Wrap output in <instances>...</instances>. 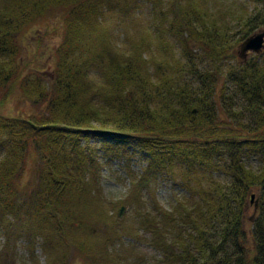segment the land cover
<instances>
[{
  "label": "trees",
  "instance_id": "16d2710c",
  "mask_svg": "<svg viewBox=\"0 0 264 264\" xmlns=\"http://www.w3.org/2000/svg\"><path fill=\"white\" fill-rule=\"evenodd\" d=\"M256 2L261 7L234 15L238 38L233 26L208 21L198 0L169 2L168 16L153 31L162 49L167 35L179 42L187 65L174 59V79L155 61L153 74L146 70L143 43L130 44L127 52L115 49L102 22L103 0H0V147L6 151L0 159V228L6 241L24 232L18 224L30 221L32 235L49 244L52 237L59 240L44 246L49 254L55 246L73 245L82 253L95 247V228L85 215L92 211L87 204L101 168L97 152L124 154L133 141L146 163L136 186L166 174L187 195L172 210L157 208L143 221L161 256L155 264H264V62L224 70L227 60L237 59L232 43L264 29V0ZM137 3L128 1L124 9L133 12ZM151 5L154 10L156 3ZM56 22L60 41L52 76L45 82L31 78L24 74V41ZM191 44L208 58L209 69L189 65ZM188 76L193 80L182 82ZM16 92L43 106L41 113L3 115L4 102ZM92 138L100 147L91 145ZM218 155L225 157L224 184L211 179L221 168ZM251 157L255 170L245 164ZM28 162L38 165L29 170ZM253 190L259 207L248 239L243 222ZM27 192V202H20ZM62 256L57 263L51 256V264L63 263ZM11 260L6 247L0 262Z\"/></svg>",
  "mask_w": 264,
  "mask_h": 264
},
{
  "label": "rangeland",
  "instance_id": "374dc122",
  "mask_svg": "<svg viewBox=\"0 0 264 264\" xmlns=\"http://www.w3.org/2000/svg\"><path fill=\"white\" fill-rule=\"evenodd\" d=\"M128 1L132 0H103L102 22L111 35L115 49L120 52H127L130 44L143 43V51L147 59L145 62L146 70L153 74L154 66L151 65V62L155 61L154 63L160 64L162 70H167V76H174L176 79V74L172 71L170 64L175 59V63L179 60L181 64H184V67L187 65L185 59L181 58L182 49L179 42L167 35L166 38L164 37L167 50L162 49L158 35H155L153 31L154 25H158L163 14L167 13L168 3L172 0H137L138 3L134 6L133 12H127L124 9ZM151 2L156 3L154 10ZM198 2H201L202 9L207 13L208 21H213L221 27L226 24L230 27L233 26L232 31H235V38L239 37V33H236L238 28L234 27V15L239 14L241 9L249 11L261 7V3H257L256 0H198ZM51 25L49 28L38 27L37 30L30 32L29 40L24 41L22 53L24 74L30 75L31 78L36 75L40 76L44 82L45 79L52 76L51 57L53 50L60 41V32L56 29L58 28L57 22ZM52 27L56 30L54 31ZM161 29L164 30L165 28L161 27ZM261 32L264 33V29H257L248 38ZM143 38H146L145 43ZM242 42L239 44L232 43L230 53L234 52L237 59L227 60L224 70L242 66L249 61L264 62V47L259 53L249 52L245 59L239 58ZM190 48L192 61L189 62V65L202 71L209 69L211 63L203 52L195 44H191ZM93 76L95 77V75ZM181 79L182 82L193 80L189 76ZM179 83L181 84V81ZM233 90L230 88L229 93L232 94ZM42 108L43 106L25 100L21 93L16 92L4 102L1 113L8 116H18L21 113L39 114ZM242 117L244 118L245 115ZM98 142L94 138L91 139L93 147H100L101 144ZM3 152H6L5 148L0 147V159ZM97 159L101 168L87 204V210L92 209V211L85 215L86 223L95 228L93 231L95 247L82 253L77 251L73 245H70L66 250L62 247L59 248L60 246H55L57 252H54L53 255L49 254L44 247L49 244V239H43L34 233V235L29 233L27 225H30V221H28L25 224L17 225L24 232L18 233L10 243L6 241L4 229L0 228V253L4 248L9 247V257L13 259L11 260L13 264H51V256L54 257L53 262L57 263L63 254L65 255L63 263L59 264H155L156 261L160 260L161 256L151 244L149 235L142 229L143 221L155 215V211L158 209L170 211L175 205L184 202L187 198L185 190L181 187L180 182L166 174L159 176L155 183H150L146 187L136 186L146 163L144 154L133 141L127 143L124 154L108 156L100 150L97 152ZM216 163L221 168L213 172L211 179L215 183L224 184L229 181V177L222 170L226 164L225 157L218 155ZM27 164V168L30 170L34 164L38 165V162H28ZM245 164L254 170L258 167L257 159L253 157L245 159ZM30 177L32 180L34 175H30ZM174 178L176 179V177ZM28 180L27 175L22 185L24 186ZM252 193L253 198L252 196L248 198L246 203L243 222V228L248 239H250L249 232L252 220L259 207L257 193L255 190ZM29 196L28 192L26 195H21L19 197L20 202H27ZM256 205L257 209L255 210ZM122 207L124 210L119 219L118 213ZM8 220L14 222L10 216ZM82 231H78L80 237L84 235ZM109 238L110 242L108 241L107 248H104L103 243ZM51 239L52 242L49 245H53V241H59L53 237ZM103 256L108 260L118 257L119 261H103L101 259Z\"/></svg>",
  "mask_w": 264,
  "mask_h": 264
},
{
  "label": "water",
  "instance_id": "95a60500",
  "mask_svg": "<svg viewBox=\"0 0 264 264\" xmlns=\"http://www.w3.org/2000/svg\"><path fill=\"white\" fill-rule=\"evenodd\" d=\"M264 47V33L255 34L249 38H247L244 42H242L240 46L239 58L245 59L247 53H259ZM253 198V196H252ZM124 208L122 207L118 213V218H121Z\"/></svg>",
  "mask_w": 264,
  "mask_h": 264
}]
</instances>
